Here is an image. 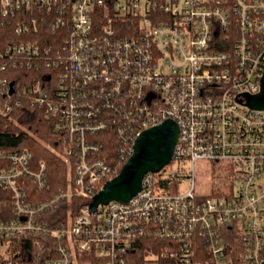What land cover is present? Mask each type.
<instances>
[{
	"label": "built area",
	"instance_id": "obj_1",
	"mask_svg": "<svg viewBox=\"0 0 264 264\" xmlns=\"http://www.w3.org/2000/svg\"><path fill=\"white\" fill-rule=\"evenodd\" d=\"M7 24L54 35L2 51V70L44 73L25 101L0 100V115L43 107L56 135L47 146L69 173L50 191L44 162L0 147V264H264V110L248 106L264 76V0H0ZM11 84L0 83L9 98ZM167 120L179 127L175 169L89 212L119 174L108 136L127 162ZM200 162L211 182L224 175L208 195L196 191Z\"/></svg>",
	"mask_w": 264,
	"mask_h": 264
},
{
	"label": "trees",
	"instance_id": "obj_2",
	"mask_svg": "<svg viewBox=\"0 0 264 264\" xmlns=\"http://www.w3.org/2000/svg\"><path fill=\"white\" fill-rule=\"evenodd\" d=\"M38 29V30H37ZM33 29L28 34H18L15 28L10 25L0 26V83L7 80L8 84L15 82V93L11 98L7 94L0 92V100L2 102H11L19 99L25 101L26 96L23 92L28 89V92L35 90L38 86L44 71H35L29 69H11L2 70V63L5 58L1 54L8 46L22 41L38 40L47 36L54 35L50 27H41ZM49 43V40H45ZM8 85L4 93H7ZM37 95V93H34ZM28 104L22 103V106H15L9 113V116L0 115V147L9 150H22L28 148L32 154L34 165L44 162L50 171L49 180L51 182L52 190H58L66 181L69 169L60 155L50 151L47 144L56 145L54 122L51 115L49 116L45 109L41 106L31 107ZM108 143L112 148L110 150V157L114 167L118 172L121 171L126 161L119 162L120 146L118 140L112 139L108 136ZM40 196H44V191L38 192L36 187L31 189ZM3 189H0V217L7 215V205L3 201L5 199ZM75 204H82V207L88 204L86 200H75ZM81 212V211H79ZM77 210H74V216L78 215ZM143 254V252H142ZM141 254V256H142Z\"/></svg>",
	"mask_w": 264,
	"mask_h": 264
},
{
	"label": "water",
	"instance_id": "obj_3",
	"mask_svg": "<svg viewBox=\"0 0 264 264\" xmlns=\"http://www.w3.org/2000/svg\"><path fill=\"white\" fill-rule=\"evenodd\" d=\"M12 94L14 84H11ZM248 106L264 110V76L259 94L251 96ZM179 138V127L172 121L145 130L136 140L133 153L123 166L119 174L104 185L103 189L94 197L89 212H94L99 205L111 201L129 202L142 189V182L148 173L158 172L173 159Z\"/></svg>",
	"mask_w": 264,
	"mask_h": 264
},
{
	"label": "rangeland",
	"instance_id": "obj_4",
	"mask_svg": "<svg viewBox=\"0 0 264 264\" xmlns=\"http://www.w3.org/2000/svg\"><path fill=\"white\" fill-rule=\"evenodd\" d=\"M209 164L206 162H200L197 164L196 167V191L199 195H208L211 192V183L213 182V185H218L220 182H224L223 174L222 173H216L214 172L211 177H212V182L210 178V172H208V166ZM168 168H171V170L175 169L174 165H169ZM208 172V173H207ZM188 183H184L182 187H187ZM70 211L66 209V206H63L57 210V214H63L70 215Z\"/></svg>",
	"mask_w": 264,
	"mask_h": 264
}]
</instances>
